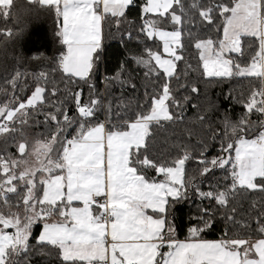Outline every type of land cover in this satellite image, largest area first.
<instances>
[{
    "label": "snow or ice",
    "instance_id": "1",
    "mask_svg": "<svg viewBox=\"0 0 264 264\" xmlns=\"http://www.w3.org/2000/svg\"><path fill=\"white\" fill-rule=\"evenodd\" d=\"M28 3L55 13V35L63 47L53 59L55 67L33 74L30 95H16L25 87L22 75L27 78L19 70L6 78L9 87L0 86V93L13 94L0 107V264H33L35 257L45 258L43 264H264V238L253 242L230 236L227 229L229 223L247 227V221L237 219V197L264 193V119L258 134L246 138L254 126L251 115L264 117V0ZM13 9L14 0H0L5 21L17 19ZM133 10L139 13L137 21L128 19ZM217 20L223 21L220 27ZM113 28L126 47L135 40L142 51L103 82L106 89L118 85L122 93H138L140 86L125 65L134 62L144 69L143 100L135 109L122 96L105 103L92 82L106 30L111 35ZM213 28L222 29V36H200ZM3 34L18 38L21 33L7 29ZM185 36L197 50L206 79L255 78L259 84L243 101L241 118L233 122L225 116L223 134L213 133L220 154L209 159L207 141L196 145L199 181L186 168L194 158L187 145L181 144L174 156L156 150L161 134L183 125L187 105L199 97L195 84L182 81L187 71H179ZM156 41L164 55L158 46L154 50ZM246 47L252 49L250 60ZM57 72L65 85H87L86 100L82 88L70 93L75 116L58 98ZM37 112L44 116L46 135L29 145L23 128ZM198 119L211 127L204 114ZM10 140L19 159L8 153ZM216 170L224 173L222 187L211 183ZM205 183L208 190L202 188ZM194 198L202 206L188 228L190 239L179 241L174 210ZM218 216L226 226L222 238L203 239L201 233L213 228ZM256 224L264 233V208ZM36 226L40 231L33 236Z\"/></svg>",
    "mask_w": 264,
    "mask_h": 264
},
{
    "label": "trees",
    "instance_id": "2",
    "mask_svg": "<svg viewBox=\"0 0 264 264\" xmlns=\"http://www.w3.org/2000/svg\"><path fill=\"white\" fill-rule=\"evenodd\" d=\"M187 3H191L192 0H186ZM138 3H143V0H138ZM14 15L17 19H9L5 21L0 17V86L9 87L5 81L7 77L13 75L16 70H19L22 74H26L27 78L22 75L20 83L25 85L23 90H17V97H26L31 94V90L35 84L34 73H38L41 70L50 71L51 67H55L53 59L59 56L62 45L59 42V38L55 35L57 31V20L54 12H49L47 9L39 8L33 4H29L25 0H14ZM138 11L133 10L128 16L131 21L138 20ZM222 20L216 21V26L222 25ZM127 27V25H125ZM11 29L14 34L21 33L17 38L15 35L12 38L6 37L3 33L5 30ZM138 30V29H137ZM202 38L211 37L212 39H218L222 36L221 32H217L215 28L199 33ZM185 39L184 60L179 62V71L181 73L187 71V77L182 76V81L195 84L199 89V97L189 102L185 113V122L178 128L169 129L167 133H162L158 138L156 144V150L161 154L171 153L175 155L176 151L180 149L181 144L187 145L192 150L193 159L186 164V168L191 175L195 176L199 181L198 170L196 168L197 158L199 156V148L196 147L200 142L207 141L208 150L207 156L211 159L213 156L220 154L219 139H213V133L220 135L224 132L222 121L227 116L231 121L237 122L244 113L243 101L249 96L250 92L254 88H258L259 84L255 78H241L236 77L233 79H226L222 82L219 79L205 78L202 75L203 69L199 64V57L197 50L188 44L187 37ZM126 42V41H125ZM122 42L120 33L112 29V34H107L102 42L103 51L101 53V59L98 69L93 70L92 82L95 84L97 93L105 97V103L108 99H114L123 97L125 103L130 104L132 109H135L137 100H143L144 91V69L137 67L135 63L126 64L127 73L136 78V83L140 86L138 93H132L131 90L125 89L123 93L118 85L111 86L106 89L103 82L105 77H112L117 71H120V66L126 61H131V57L134 53H140L141 48L137 47L135 40ZM152 44L151 41L148 42ZM162 53L161 44L156 41L154 50ZM131 50V51H130ZM252 49L245 48V55L248 60L251 58ZM38 57L40 59H34ZM191 65V67H187ZM57 84L60 87L59 100L66 101L65 106L69 110L70 116L77 115L75 113V106L70 99V93L72 91H80L83 89V99L88 98L87 85L69 83L67 85L61 83L62 76L60 73H55ZM190 93V87L188 93ZM12 92L9 90L7 94L0 93V107L5 103L12 100ZM47 95V93H46ZM196 96V94H191ZM56 99V98H53ZM192 103L197 104L198 109L192 108ZM115 106V100H114ZM47 110V109H45ZM200 114H204L210 121L209 124H203L198 119ZM99 118L104 119L103 113L99 115ZM1 119V118H0ZM253 122V128L248 133L246 138H253L258 134L260 130V120L263 119L259 114H252L250 117ZM44 116L37 112L29 118L28 125H25L23 131L29 139V145L37 138H42L46 135V128L43 123ZM16 127H20L19 124ZM189 130L191 135H189ZM167 135L168 139L163 137ZM17 140L19 134H16ZM0 146L3 144L2 138H0ZM15 141H9L11 146V156L15 159L20 158ZM30 151V147L28 149ZM234 156V151L232 152ZM154 175V173H153ZM162 179V177H157ZM212 184L219 183L222 187L226 181L224 180V173L222 170H216V176L213 177ZM204 190H208L209 184L202 185ZM204 204H207L205 201ZM237 207V219L247 221V227H241L229 223L227 229L230 236H239L245 239L255 241L260 238H264V233L258 230L256 224L257 213L260 209L264 208V193L259 191H249L242 197H237L235 201ZM255 205V209H253ZM201 202L198 199H192L187 202H182L175 208L176 217V235L177 240L187 241L190 239L188 228L190 225L196 223L194 217L197 216ZM15 210V208L13 209ZM217 223L213 228L201 233V237L206 240H219L222 238L225 231V224L220 221V217H217ZM40 226H36L33 229V236L39 234ZM35 242L34 240L32 241ZM166 249V248H165ZM162 249V251H165ZM45 258L35 257L33 264H43Z\"/></svg>",
    "mask_w": 264,
    "mask_h": 264
},
{
    "label": "rangeland",
    "instance_id": "3",
    "mask_svg": "<svg viewBox=\"0 0 264 264\" xmlns=\"http://www.w3.org/2000/svg\"><path fill=\"white\" fill-rule=\"evenodd\" d=\"M1 120H2V122H4L2 118H1ZM0 141H1V140H0ZM0 143H1V142H0ZM0 145H1V144H0ZM11 148H12L11 146H8V153H11ZM32 159L34 160V157H33ZM255 241H256V240H255ZM253 242H254V241H253Z\"/></svg>",
    "mask_w": 264,
    "mask_h": 264
},
{
    "label": "crops",
    "instance_id": "4",
    "mask_svg": "<svg viewBox=\"0 0 264 264\" xmlns=\"http://www.w3.org/2000/svg\"><path fill=\"white\" fill-rule=\"evenodd\" d=\"M25 1H27L28 2V0H25ZM159 42V41H158ZM160 43V42H159ZM161 47H162V45H161ZM161 55H164L163 54V48H162V53H161ZM263 119H264V117H263ZM234 155H235V153H234ZM179 241H184V240H179ZM167 249H165V251H166Z\"/></svg>",
    "mask_w": 264,
    "mask_h": 264
},
{
    "label": "built area",
    "instance_id": "5",
    "mask_svg": "<svg viewBox=\"0 0 264 264\" xmlns=\"http://www.w3.org/2000/svg\"><path fill=\"white\" fill-rule=\"evenodd\" d=\"M75 106V105H74ZM0 122H2V120L0 119ZM254 138V137H253Z\"/></svg>",
    "mask_w": 264,
    "mask_h": 264
},
{
    "label": "water",
    "instance_id": "6",
    "mask_svg": "<svg viewBox=\"0 0 264 264\" xmlns=\"http://www.w3.org/2000/svg\"><path fill=\"white\" fill-rule=\"evenodd\" d=\"M234 55V54H233Z\"/></svg>",
    "mask_w": 264,
    "mask_h": 264
}]
</instances>
